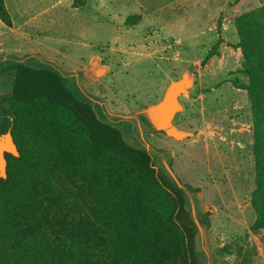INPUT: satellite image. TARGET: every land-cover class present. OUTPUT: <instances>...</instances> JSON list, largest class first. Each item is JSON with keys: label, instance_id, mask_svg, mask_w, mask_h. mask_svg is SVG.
<instances>
[{"label": "rangeland", "instance_id": "obj_1", "mask_svg": "<svg viewBox=\"0 0 264 264\" xmlns=\"http://www.w3.org/2000/svg\"><path fill=\"white\" fill-rule=\"evenodd\" d=\"M101 3L106 8L99 11L92 6L91 17L79 19L70 10L63 20L70 33L78 26L80 30L89 31L87 42L98 46L96 51L103 58L102 64L108 65L111 71L105 78V72L98 74L103 78L99 81L86 78L82 72L75 73L79 79L76 75L68 77L67 73L61 79L79 101L94 108L100 120L117 128L129 145L147 150L160 174L185 182L186 176L180 174L176 166L179 163L191 178L187 182L192 186L199 185L196 176L205 174L206 160L201 154L195 155L196 151L177 142H172L174 149L166 147L168 138L155 132L147 108L170 81L188 74L192 80V74L197 71L198 65L175 62L174 57H179L177 51L183 60H203L219 35L223 42L218 58L222 61L212 66V72L220 74L232 70L229 73L231 84L236 86L235 81H238L249 88L248 77L238 73L240 65L247 60L245 67L253 69L252 79L262 77V84L256 86V95L251 100L248 91L247 96L238 92L233 104L216 114L221 116L206 112L199 118L189 105L176 115L172 124L175 121L179 127L193 130L199 119L202 126L208 122L221 126L239 122L251 130L253 138L261 135L264 139V116L258 113H264V0H101ZM110 8H117L118 14L115 16L113 11L109 14ZM245 12L249 14L243 16ZM248 37L254 47L249 45ZM69 39L82 41L77 33L69 35ZM128 44L136 46L134 51L115 52ZM65 45L77 57L83 53L79 45ZM162 46H166V53H157ZM154 54H157L155 58H149ZM5 64L0 56V73ZM49 66L39 68L56 72ZM95 66L98 68L97 64ZM4 79H0V95L13 90L14 81ZM219 80L220 77L209 85ZM185 81L191 82L188 77ZM183 85L184 82L179 84L181 88ZM216 95L207 94L209 104L215 103ZM227 96L220 101L223 105L232 98L230 91ZM182 101L185 103L184 99ZM5 106L0 99V129L6 119ZM244 153L248 162L237 152L231 157V172L236 173L235 169L240 168L247 179L239 174L235 180H245L247 189L252 183L254 190L255 168L252 175L249 164L251 161L255 166L253 145H248ZM241 161L245 164L241 165ZM0 175L4 177L1 169ZM35 177L39 196L0 191V264H139L124 255L119 248L125 242L119 225L109 218L72 171L38 168ZM246 194L242 203L249 198V192ZM51 199L58 200L64 214L63 223L56 227L48 212ZM33 225L36 228L31 233ZM71 255L73 260L69 258Z\"/></svg>", "mask_w": 264, "mask_h": 264}, {"label": "trees", "instance_id": "obj_2", "mask_svg": "<svg viewBox=\"0 0 264 264\" xmlns=\"http://www.w3.org/2000/svg\"><path fill=\"white\" fill-rule=\"evenodd\" d=\"M0 19L7 26L13 25L5 0H0ZM248 39L254 47L251 37ZM222 42L219 35L199 68L218 54ZM246 62L238 73L248 77L250 87L235 83L248 91L251 100L262 77L252 79L253 69H247ZM14 69L12 92L0 96L6 105L0 135L12 134L19 156L5 154L7 178H0V191L39 196L36 169L72 171L119 225L125 241L119 248L124 255L139 264H200L199 226L183 185L160 174L147 150L129 145L117 128L100 120L94 108L79 101L57 72L23 63ZM263 142L261 135L254 136L251 204L257 214L252 228L257 232L264 230ZM49 211L54 227L63 223L58 200L49 201ZM30 228L33 233L36 226Z\"/></svg>", "mask_w": 264, "mask_h": 264}, {"label": "crops", "instance_id": "obj_3", "mask_svg": "<svg viewBox=\"0 0 264 264\" xmlns=\"http://www.w3.org/2000/svg\"><path fill=\"white\" fill-rule=\"evenodd\" d=\"M96 1L97 3L95 0H5L13 25L11 27L7 26L0 19V56L3 62L7 63L4 71L0 73V79L5 78L4 81H14V66L19 63L36 68L41 67V65H45V67L50 65L49 67L55 68L61 78L63 76L65 78L66 74L64 73H67L69 74L68 77L73 78L76 75L77 79H79V75L75 73L80 72L93 81L105 78L111 68L106 64H102L103 58L99 51H96L99 49L97 48L98 46L87 42L86 37L89 35V31L84 28L80 30L79 28L81 27L78 26L70 33L63 20L70 10L79 19L82 17L85 19L88 16L91 17L90 14H93V8L99 11L106 8L103 7L101 0ZM112 11L115 16L118 14L117 8L115 10L110 8L109 14H112ZM73 33H77L82 38V41L70 40L69 35ZM65 44L79 45L83 48V53L77 57L70 52ZM128 46L130 47L128 48ZM134 48L136 46L128 44L116 49L115 52H118V50L130 52L134 51ZM165 49L166 46L158 47L156 52L166 53ZM177 52L179 57H174L175 62L198 65L197 71L192 74L194 75L192 80L188 74L179 80L170 81L163 91H159L153 97L147 109L148 117L155 132H164V134H158L168 138L165 141L166 147L174 149L172 142H177L183 147H190L191 150L196 151L195 155L201 154V157L206 160L205 174L196 176V180L199 183L197 186H192L187 182L191 178L185 174V170L180 167L179 163L176 164L178 172L186 176L185 182L176 178L187 191L192 213L199 226L197 251L200 264H264V230L257 232L252 228L257 218V214L251 204L253 184L251 183L249 189H247L246 184H244L245 180L243 181L242 178H239V181L235 180L237 176L239 177V174L247 179V174L240 173V168L237 166L235 169L236 173L231 172L233 168L231 157H235L236 152L241 158L247 160L244 151L248 148V145H253L254 143L251 130L239 122L238 125L240 124V127L236 125L237 123L221 126L209 122L206 126L203 123L202 126L199 119L193 130L191 128H181L175 122L176 115L189 105L192 110L195 109L199 118L202 115H206V112L208 115L221 116L216 114L220 113L224 108L230 107L235 101V97L240 94L238 92H243L246 96L247 92L231 84L230 79L232 80V77L229 78V73L232 70L224 71L220 74L212 72V66L214 64L218 65L222 61L218 58L219 53L210 58L203 68H199L202 59L183 60L180 58V51ZM151 56L149 58H155L157 54ZM158 56L164 60V57ZM95 64H97L98 68H96ZM104 72V77L100 78L98 74ZM197 72L199 73L197 74ZM231 74L234 75L233 73ZM184 77H188L191 82L187 83L183 94L175 97L176 102L178 103L179 101L181 110L176 112L173 117V120H175L173 125L176 131L185 134L184 137L179 138L157 127L153 120V110L165 100L170 85L181 81ZM219 77L220 80L218 82L211 86L209 85L210 81H214ZM223 87H225V90H222ZM229 91L232 94V98L223 105L220 101L228 97ZM209 92L217 94L214 100L215 103L212 105L209 104L207 98ZM2 95L6 94H1L0 96ZM171 98L166 101L167 104ZM183 99L185 103L182 101ZM188 133L189 135H186ZM174 154L177 156L176 151ZM165 163L167 164L166 161ZM240 163H242L241 165L245 164L243 161ZM249 164L250 172L254 175V164L251 161ZM173 174L175 175L174 172ZM198 177L200 180L197 179ZM247 192H249V198L246 203H242L243 195L247 196ZM248 213H250L249 216H247ZM199 244L201 246L200 249Z\"/></svg>", "mask_w": 264, "mask_h": 264}, {"label": "water", "instance_id": "obj_4", "mask_svg": "<svg viewBox=\"0 0 264 264\" xmlns=\"http://www.w3.org/2000/svg\"><path fill=\"white\" fill-rule=\"evenodd\" d=\"M185 80H186V77H184L181 81H178L177 83L171 84L170 87L167 90L165 100L158 107H156L153 110V120H154V123L157 125V127H159L160 130H163V131L167 132L170 135L173 134L176 137H178L179 136L178 133H181V132H178V133H176L177 131L175 132L176 129H175L174 125L172 124V120H173L174 114L181 110L179 101L177 103L178 106H177V108H175L173 110L171 119L169 121L165 122V121L158 120L157 119V114H158V112H160V111H162V110L167 108V102L166 101L170 97H172L174 95H176V96L177 95H181V94L184 93L185 86L187 85V82ZM182 82H184V87L182 88V90L179 91L178 93L175 92L174 86L179 84V83H182ZM7 136L10 138L11 148L7 149L6 147H4V148H2V150H0V169H1V172L3 173V176H4V177H2L0 175V178H6L7 177V174H6L7 173V160H6L5 154L6 153H10V154H12L14 156H17V157L19 156V152H18L17 146H16V144L14 142V139L12 137V134L10 132H7L4 135H0V140L3 139V137H7Z\"/></svg>", "mask_w": 264, "mask_h": 264}, {"label": "bare ground", "instance_id": "obj_5", "mask_svg": "<svg viewBox=\"0 0 264 264\" xmlns=\"http://www.w3.org/2000/svg\"><path fill=\"white\" fill-rule=\"evenodd\" d=\"M175 92H178L181 90V87L178 85L175 86L174 88ZM176 95L172 96V98L168 101V104H167V109L165 111H160L158 112L157 114V118L158 119H163V121L167 122L171 119V116H172V112L175 108H177V102H176ZM176 132V130H175ZM178 133V132H176ZM179 134V138L181 137H184L185 134H181V133H178ZM181 135V136H180ZM6 147L7 149H10L11 148V143H10V138L9 137H6V138H3L0 140V150H2V148Z\"/></svg>", "mask_w": 264, "mask_h": 264}]
</instances>
